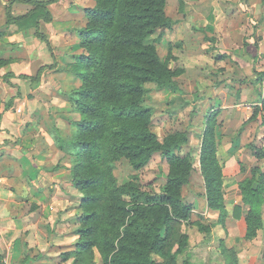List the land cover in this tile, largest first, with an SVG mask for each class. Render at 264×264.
I'll return each instance as SVG.
<instances>
[{"label": "trees", "instance_id": "16d2710c", "mask_svg": "<svg viewBox=\"0 0 264 264\" xmlns=\"http://www.w3.org/2000/svg\"><path fill=\"white\" fill-rule=\"evenodd\" d=\"M52 1L9 0L5 23L21 30L33 28L49 47L39 25L51 21L47 5ZM92 1L83 8L85 24L77 30L82 51L75 57V66L68 70L79 84L60 91L68 96L70 109L79 118L71 120L67 136L55 125L53 128L58 148L70 160V181L81 192L73 232L76 240L70 250L60 253L58 264H92L94 250L102 264H179L176 255L186 245V236L172 253L166 249V241L171 225L190 217L192 207L184 201L181 187L190 179L194 158L180 153L187 142L184 132L159 137L150 129L153 109L147 102L148 83L158 89L179 90L173 79L175 72L161 58L155 44L148 41L156 30L172 27L175 20L166 14V0ZM15 2L32 7L14 15L11 8ZM42 69L32 76H20L37 81ZM256 78L264 79V70L257 71ZM10 103L11 99L7 105ZM258 105L253 107L249 120L264 109V95ZM214 113L206 121L197 162L205 205L218 212L216 223L223 224L227 210ZM156 152L168 163L166 181L159 191L143 189L137 173L121 183L117 181L116 161L124 158L133 170H139ZM253 154L260 157V150L257 148ZM259 171L257 166L252 167L250 175L238 183L240 204L234 210L245 207L243 237L247 240L255 238L264 226V172ZM155 253L162 261H156ZM232 261L236 264L237 257L233 256Z\"/></svg>", "mask_w": 264, "mask_h": 264}, {"label": "rangeland", "instance_id": "374dc122", "mask_svg": "<svg viewBox=\"0 0 264 264\" xmlns=\"http://www.w3.org/2000/svg\"><path fill=\"white\" fill-rule=\"evenodd\" d=\"M165 11L175 20L174 24L156 30L148 41L155 44L161 58L175 72L173 79L179 90L158 89L153 83L147 84V102L153 109L149 127L159 137L184 132L187 142L180 153H189L194 158L190 179L181 187L184 201L192 207L190 217L171 225L166 249L174 252L185 235L187 243L177 253V263L232 264L233 256L238 260V256L246 258L252 253L250 240L243 237L245 207L241 205L238 212L234 210L240 204L239 196L226 200L224 223H216L218 212L206 211L197 157L206 121L214 112L221 162L227 159L225 146L234 147V160L240 163L241 159L244 164L247 160L240 156L242 152L238 149L247 153L262 149L255 129L246 131L240 124L252 107L259 106L264 95V79L256 78V72L264 70V0H166ZM61 67L62 64L52 71L55 80L63 79V72L74 76ZM64 80L59 84L68 89L70 86ZM73 83L78 85L79 80ZM245 134H248L246 139ZM132 173L138 174V183L143 189L159 191L166 181L168 163L160 152L154 153L139 170H133L124 158L116 161L114 174L119 183ZM249 175L248 171L246 176ZM70 213V216L55 214L53 229L48 225L49 237H55L47 247L48 255L30 263H61L60 253L70 250L76 240L75 215ZM56 236L60 237L56 239ZM153 257L162 261L159 254ZM248 257V260L241 259V264L251 262ZM92 264H102L96 250Z\"/></svg>", "mask_w": 264, "mask_h": 264}, {"label": "crops", "instance_id": "0c3cea01", "mask_svg": "<svg viewBox=\"0 0 264 264\" xmlns=\"http://www.w3.org/2000/svg\"><path fill=\"white\" fill-rule=\"evenodd\" d=\"M8 1L0 0V264H32L44 257L49 243L54 242L55 237L48 235V225L52 230L55 214L70 216L72 211L75 219L79 213L81 192L70 181V160L58 148L53 132L55 125L63 136L69 135L71 120L79 118L77 112L71 111L68 96L60 92L77 85L73 83L77 78L63 72L61 80L67 75L63 82L70 87L61 88L62 81L55 80L52 71L61 64L63 70L75 66V57L82 51L77 30L85 24L83 8L93 1L54 0L47 5L52 19L40 22L39 27L49 47L33 28L21 30L5 23ZM31 7L15 2L11 12L23 14ZM40 67L43 69L37 81L20 76H32ZM10 99L12 103L7 105ZM252 110L240 125L258 133L260 157L238 149L247 164L241 159L238 163L234 147L223 148L228 151L222 162L225 202L236 196L240 199L238 183L252 167L264 172V112L261 110L249 120ZM249 245L252 253L247 257L251 262L244 264H264V226ZM247 257L238 256L237 261L241 264V259L248 260Z\"/></svg>", "mask_w": 264, "mask_h": 264}, {"label": "water", "instance_id": "95a60500", "mask_svg": "<svg viewBox=\"0 0 264 264\" xmlns=\"http://www.w3.org/2000/svg\"><path fill=\"white\" fill-rule=\"evenodd\" d=\"M253 188H254V189L257 188V181H255V182L253 183Z\"/></svg>", "mask_w": 264, "mask_h": 264}, {"label": "built area", "instance_id": "2783aa9c", "mask_svg": "<svg viewBox=\"0 0 264 264\" xmlns=\"http://www.w3.org/2000/svg\"><path fill=\"white\" fill-rule=\"evenodd\" d=\"M18 111H19V109H18Z\"/></svg>", "mask_w": 264, "mask_h": 264}]
</instances>
